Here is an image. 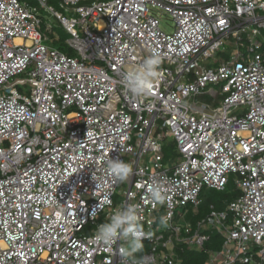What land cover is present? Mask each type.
I'll return each mask as SVG.
<instances>
[{
  "label": "built area",
  "instance_id": "1",
  "mask_svg": "<svg viewBox=\"0 0 264 264\" xmlns=\"http://www.w3.org/2000/svg\"><path fill=\"white\" fill-rule=\"evenodd\" d=\"M40 8L76 55L46 43ZM154 54L152 91L134 97L124 74ZM113 159L129 165L119 201ZM230 180L225 209L180 223ZM129 205L150 247L125 256L93 234ZM216 228L205 264H264V0H0V264H182L175 248Z\"/></svg>",
  "mask_w": 264,
  "mask_h": 264
},
{
  "label": "clouds",
  "instance_id": "2",
  "mask_svg": "<svg viewBox=\"0 0 264 264\" xmlns=\"http://www.w3.org/2000/svg\"><path fill=\"white\" fill-rule=\"evenodd\" d=\"M158 55H151L142 64L128 69L124 74V82L128 91L134 97L147 96L152 91V81L157 76L160 64ZM108 170L119 180H124L129 166L119 159L107 161ZM152 198L162 199L156 188L152 189ZM138 205L117 208L108 221L97 226L93 234L94 241L111 244L116 240L125 242L123 254L127 256L141 250L144 232L138 223ZM163 222V221H162Z\"/></svg>",
  "mask_w": 264,
  "mask_h": 264
},
{
  "label": "trees",
  "instance_id": "3",
  "mask_svg": "<svg viewBox=\"0 0 264 264\" xmlns=\"http://www.w3.org/2000/svg\"><path fill=\"white\" fill-rule=\"evenodd\" d=\"M173 144H164L163 153L164 161L168 159L169 148ZM172 149V148H171ZM233 181L230 180L223 189L208 188L201 192V203L198 210L195 211L190 207L188 211L189 220L195 223L199 218L205 216L212 208L222 210L227 203L234 200L239 195V188L233 186ZM210 238L206 241L203 248H188L178 245L175 249L182 264H205L211 250H218L223 243V236L216 229H209ZM150 247L149 242L145 241V250Z\"/></svg>",
  "mask_w": 264,
  "mask_h": 264
},
{
  "label": "rangeland",
  "instance_id": "4",
  "mask_svg": "<svg viewBox=\"0 0 264 264\" xmlns=\"http://www.w3.org/2000/svg\"><path fill=\"white\" fill-rule=\"evenodd\" d=\"M49 4H53L55 7L59 8V0H48ZM40 15H42L45 23L43 24L42 27V31L44 32L45 35H47V39L45 40L46 43L52 47L58 48L60 50L66 51L69 54L73 55L75 54V52L70 49L68 47V45L65 43V39L70 37V34L65 30V28L63 27V25L59 22V20L56 19V17L49 11H47L45 8H40ZM156 13H161V19H160V25L162 27V29H164L165 31L171 32L174 29L175 23L173 18L171 17H167L164 15V13L162 14V11L160 9H155ZM46 23H49L53 26V30L49 31L46 29ZM226 46L227 49L225 51L220 52V55L224 58H227L229 55H231L236 47L233 43H231L230 40H227L226 42ZM76 55V54H75ZM199 103H205L206 101L210 100V97L208 95H201L199 96ZM194 101V100H191ZM164 144H169V146L171 144H173L171 146V148H169V156L168 159L164 161V165L165 166H169V164L175 160L176 156H177V149L175 147V142L173 140V137H168L166 138V140L164 141ZM128 160V157H126V162ZM129 166V165H128ZM128 186V183L126 181V179L121 180V182L118 184L117 186V198L116 201H119V199L121 198V192H123ZM233 186L236 188L237 186L235 184H233ZM229 203H227L228 205ZM226 205V207H227ZM225 207V208H226ZM224 208V209H225ZM186 208L185 207H181L178 206L176 211V219L178 220L179 217H181L179 215V212H183ZM189 216L188 214H186L185 216L181 217V221L180 223H184L187 220H189ZM162 226V225H161ZM156 230L158 231V228H156ZM216 230L220 233L219 229L216 228ZM145 249V243L142 242V246H141V250L136 251L134 254L139 255L143 250Z\"/></svg>",
  "mask_w": 264,
  "mask_h": 264
},
{
  "label": "bare ground",
  "instance_id": "5",
  "mask_svg": "<svg viewBox=\"0 0 264 264\" xmlns=\"http://www.w3.org/2000/svg\"><path fill=\"white\" fill-rule=\"evenodd\" d=\"M17 41H20V39H17Z\"/></svg>",
  "mask_w": 264,
  "mask_h": 264
}]
</instances>
